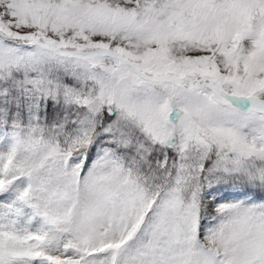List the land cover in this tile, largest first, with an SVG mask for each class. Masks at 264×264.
I'll return each mask as SVG.
<instances>
[{
	"label": "snow or ice",
	"instance_id": "1",
	"mask_svg": "<svg viewBox=\"0 0 264 264\" xmlns=\"http://www.w3.org/2000/svg\"><path fill=\"white\" fill-rule=\"evenodd\" d=\"M0 264H264V0H0Z\"/></svg>",
	"mask_w": 264,
	"mask_h": 264
}]
</instances>
